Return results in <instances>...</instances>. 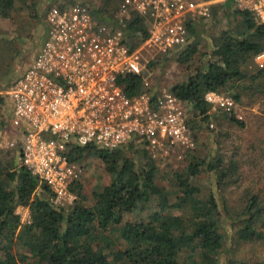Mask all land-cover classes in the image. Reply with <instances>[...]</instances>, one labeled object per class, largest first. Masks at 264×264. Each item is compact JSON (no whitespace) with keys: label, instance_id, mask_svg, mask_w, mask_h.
Masks as SVG:
<instances>
[{"label":"trees","instance_id":"trees-1","mask_svg":"<svg viewBox=\"0 0 264 264\" xmlns=\"http://www.w3.org/2000/svg\"><path fill=\"white\" fill-rule=\"evenodd\" d=\"M55 1L60 6L81 1L99 21L114 23L124 0ZM15 6L16 0H0V15L10 17ZM211 16L217 23L229 21L227 28L209 36L211 52H202L201 40L192 39L201 26L196 18L187 21L186 47L173 52L188 74L171 91L185 106L191 131L205 122L223 126L209 113V91L226 92L239 104L259 102L264 112V67L255 63L264 50V23L235 0L212 3ZM149 24L138 12L121 23L132 51L149 36ZM168 54L172 52L163 54L164 60ZM161 61H149L143 73L121 76L123 90L130 96L158 93L147 85L145 75ZM6 102L0 90V111ZM221 115L245 127L235 113ZM198 150L186 151L187 165L173 167L167 177L164 161L153 158L141 143L118 148L74 144L72 161L100 158L111 179L92 196L84 192L82 180L76 181L71 187L76 198L65 205L56 204L51 187L26 166L0 158V264H264V258L235 256L244 243L264 245L263 198L252 194L241 209H234L217 192L228 184L236 159L221 144L205 157H199ZM203 177H214L212 188L203 187ZM165 178L170 180L167 185ZM20 207L29 208L31 221L22 222Z\"/></svg>","mask_w":264,"mask_h":264},{"label":"built area","instance_id":"built-area-1","mask_svg":"<svg viewBox=\"0 0 264 264\" xmlns=\"http://www.w3.org/2000/svg\"><path fill=\"white\" fill-rule=\"evenodd\" d=\"M216 1L124 0L114 23L99 21L81 2L49 9L33 61L1 93L9 106L8 123L16 128L6 147L19 149L22 165L51 187L56 204L76 198L71 189L79 179L78 165L70 159L74 144L118 148L141 143L158 161L183 160L194 148L188 112L171 90L130 96L120 85L121 76L139 73V51L126 43L121 23L134 12L147 17L144 46L163 55L187 43L189 18L210 17ZM235 1L264 23V0ZM255 63L264 67V50ZM205 100L210 114L232 113L238 105L220 91L207 92Z\"/></svg>","mask_w":264,"mask_h":264},{"label":"rangeland","instance_id":"rangeland-1","mask_svg":"<svg viewBox=\"0 0 264 264\" xmlns=\"http://www.w3.org/2000/svg\"><path fill=\"white\" fill-rule=\"evenodd\" d=\"M33 1L16 0L15 9L10 17L0 15L1 91L9 88L11 82L25 72L45 37L46 15L49 9L56 5V1L39 0L36 6H33ZM194 1L200 2L202 0ZM211 17H204L205 19L201 16L196 17L201 24L198 27L200 34L192 37V39L199 38L201 40L200 50L206 53L211 52L207 42L208 37L227 28L229 24L227 18H223L221 22L217 23ZM185 45L182 49L186 47ZM136 50L139 51L137 66L139 73L148 71L147 64L149 61L157 58L162 60L163 66L159 64L152 69V73L148 72L145 75L147 85L157 89L158 93L164 89L171 90L175 83L188 74L186 66L180 64L173 55L177 49L171 51L172 54L167 55L168 60H164L165 55L156 54L144 46V42ZM142 93L152 94L150 91ZM8 112V104H3L0 111V158H3L5 163L18 162L22 164L19 149L6 147L7 140L16 131V128L8 123ZM233 112L236 118L245 122V127H238L225 119L221 115L225 114V111H216L214 114L223 122V126L218 127L216 121L214 127L211 128L209 122H205L201 128L193 129L192 133L196 142L193 149L199 148L198 156L205 157L216 153L217 145L221 144L222 149L227 151L230 157L231 155L234 156L237 168L227 180L228 184L220 188L217 195L226 196L234 209H241L245 200L252 194L257 193L264 200V112L261 103L250 104L247 100H244V103H238ZM185 158L177 161L170 156V159L162 162V171L167 174V177H171L170 172H172L173 167L183 168L187 165L188 161ZM75 163L78 165V180H82L83 190L86 194L92 196L94 191H98L101 186L110 182L111 175L100 158L86 156L81 162ZM214 181V177H203V187L206 190L212 188ZM169 183V178H165L164 184ZM18 211L23 223L31 221L29 208L20 207ZM235 256L248 260L262 259L264 258V245L259 246L258 244V246L252 247L244 243L236 249Z\"/></svg>","mask_w":264,"mask_h":264},{"label":"crops","instance_id":"crops-1","mask_svg":"<svg viewBox=\"0 0 264 264\" xmlns=\"http://www.w3.org/2000/svg\"><path fill=\"white\" fill-rule=\"evenodd\" d=\"M192 19H194V18H192ZM199 34H200V32H199ZM202 34V33H201ZM207 40H209V37H208V39ZM208 42V41H207ZM199 46H200V44H199ZM33 61V60H32Z\"/></svg>","mask_w":264,"mask_h":264}]
</instances>
